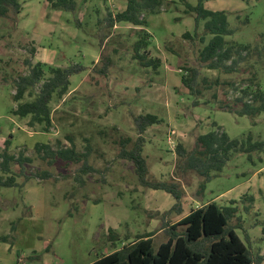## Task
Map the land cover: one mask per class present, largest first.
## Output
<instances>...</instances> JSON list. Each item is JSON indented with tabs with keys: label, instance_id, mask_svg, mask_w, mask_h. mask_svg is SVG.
Returning a JSON list of instances; mask_svg holds the SVG:
<instances>
[{
	"label": "rangeland",
	"instance_id": "rangeland-1",
	"mask_svg": "<svg viewBox=\"0 0 264 264\" xmlns=\"http://www.w3.org/2000/svg\"><path fill=\"white\" fill-rule=\"evenodd\" d=\"M17 1L19 13L0 19V152L11 136L9 152L23 151L33 161L24 165L23 173L13 167L23 187L0 188V264H91L148 233L157 246L167 239L165 229L190 210L210 202L229 206L243 195L252 196L254 202L248 213L239 205V224L254 264H264V151L253 153L251 160L247 154L233 153L222 172L208 182L183 169L175 153L178 142L190 151L196 136L218 127L230 139L251 134L264 141V113L254 119L239 117L211 103L214 92L219 100H231L235 94L229 87L203 91L201 104L194 106L181 84L184 66L198 68L209 82L218 78L237 84L253 62L247 60L240 73L231 75L199 68L202 44L182 37L195 31L202 36L203 22L195 28L194 17L184 14L183 1L195 6L198 0H162L158 13L147 16L149 50L162 63L157 74L131 59L133 26L118 24L98 43L97 20L123 10L126 0H76L74 11L54 10L45 0ZM203 6L229 14L232 34L226 40L259 43L264 34V0H205ZM100 56L111 59L106 77L94 71L101 66ZM26 62L84 68L70 77L68 94L52 100L53 127L48 132L30 129L27 118L11 114L17 105L13 80L27 73ZM254 67L264 87V68ZM205 101L210 104L204 105ZM144 114L160 120L143 134L145 181L175 184L181 195L178 203L169 193L140 183L133 165L117 158L118 141L135 139L134 119ZM56 141L62 147L73 144L78 152L89 145L88 164L93 171L80 175L79 165L56 161L48 166L38 160L34 145ZM43 170L49 171L48 179L38 176L25 183V175ZM78 176L83 184L76 181ZM236 231L242 238V231Z\"/></svg>",
	"mask_w": 264,
	"mask_h": 264
},
{
	"label": "trees",
	"instance_id": "trees-1",
	"mask_svg": "<svg viewBox=\"0 0 264 264\" xmlns=\"http://www.w3.org/2000/svg\"><path fill=\"white\" fill-rule=\"evenodd\" d=\"M54 10L74 11L76 0H45ZM203 1L198 0L197 5L192 6L184 2V14L193 16L195 28L200 22L202 36L195 31L193 34L184 33L182 37L202 44L198 50L197 62L199 68L215 71L218 74L231 75L240 73V66L253 60L245 68L246 78L240 83L220 82L218 78L209 82L208 78H201L200 70L196 67L184 66L181 76V84L193 98V105L201 104L203 91L212 89L213 86H227L235 94L231 100H219L217 93H212L211 102L219 111L227 112L239 117L247 116L254 119L264 113V87L258 79L254 66L261 65L264 68V34L260 36L258 44H238L226 40L232 34L228 28V16L225 11H211L205 9ZM162 6V0H126L123 10L115 14H106L105 18L98 19L96 27L99 32L97 38L99 45L110 35V31L118 24H129L136 28V39L131 46V59L143 69H149L157 74L161 67V60L152 56L149 47L151 35L146 31L147 16L158 13ZM20 5L17 0H0V19L8 18L19 13ZM104 31H106L104 33ZM34 54V50L30 52ZM100 68L94 71L100 76L106 77L111 66V59L100 56ZM28 71L13 80V101L17 104L11 110V114L19 119H28L26 125L33 129L40 127L42 132H48L53 127V115L51 109L52 100H61L68 94L70 77L84 70L79 65L57 67L41 62L31 64L26 62ZM5 81V80H3ZM28 99H25V98ZM204 105L210 104L204 102ZM160 120L154 114H144L135 117L134 125L137 136L121 138L118 141L119 149L117 158L131 163L140 183L153 190H161L169 193L175 201H180L181 195L175 184L164 182L147 183L145 181L148 166L143 156L145 140L144 132L150 126L158 124ZM68 141H72L67 138ZM11 136L3 143L0 152V188H21L24 185L17 183L19 177L13 170L17 165L20 173H23L24 165L31 164L33 159L24 156L23 151L18 154L9 152ZM34 150L38 160L48 166L56 161L65 165H79L80 175H86L93 171L88 164L91 153L89 145L83 152H78L71 144L62 147L59 141L55 145L49 143H37ZM264 151V141L254 140L251 134L242 139H230L220 127L212 132L198 135L194 139V145L190 151L186 150L178 142L175 153L180 166L186 171H193L207 182L222 172L233 153L247 154L251 160L253 153ZM48 179L50 173L43 170L40 173L25 175V183L30 179ZM76 181L83 184L81 176ZM24 183V184H25ZM254 202L250 195H243L239 201H231L229 206H220L210 202L195 209L184 216L176 224L165 229L166 241L155 245L152 234H144L137 237L132 243L121 247L111 254L101 256L91 264H254V256L250 252L249 240L244 229L239 224L241 221L239 205L244 212L251 210ZM246 203V204H245ZM237 205V206H236ZM233 220L237 223L233 224ZM166 227V226H165ZM236 230H241V238ZM113 241V235L109 236Z\"/></svg>",
	"mask_w": 264,
	"mask_h": 264
},
{
	"label": "crops",
	"instance_id": "crops-1",
	"mask_svg": "<svg viewBox=\"0 0 264 264\" xmlns=\"http://www.w3.org/2000/svg\"><path fill=\"white\" fill-rule=\"evenodd\" d=\"M42 63V62H41ZM48 65V64H47ZM49 65H51V64H49ZM15 108V107H14Z\"/></svg>",
	"mask_w": 264,
	"mask_h": 264
}]
</instances>
